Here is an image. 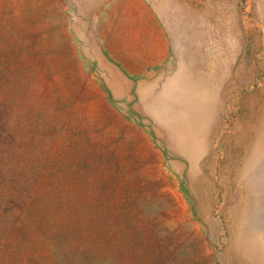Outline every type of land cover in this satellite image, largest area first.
<instances>
[{"label": "rangeland", "instance_id": "374dc122", "mask_svg": "<svg viewBox=\"0 0 264 264\" xmlns=\"http://www.w3.org/2000/svg\"><path fill=\"white\" fill-rule=\"evenodd\" d=\"M116 1L0 0V264H264V0H129L176 66L129 99Z\"/></svg>", "mask_w": 264, "mask_h": 264}, {"label": "crops", "instance_id": "0c3cea01", "mask_svg": "<svg viewBox=\"0 0 264 264\" xmlns=\"http://www.w3.org/2000/svg\"><path fill=\"white\" fill-rule=\"evenodd\" d=\"M117 1L105 9L96 26L97 35L104 43V55L97 54L94 58L98 60L100 81L108 86L112 97L129 99L134 81L138 93L150 83H156L155 92L170 79L168 74L176 66L169 61V44L155 17L152 19L150 13H144L145 16L132 19L126 10L129 0H121L120 6ZM114 82L124 85L123 93L113 89Z\"/></svg>", "mask_w": 264, "mask_h": 264}]
</instances>
